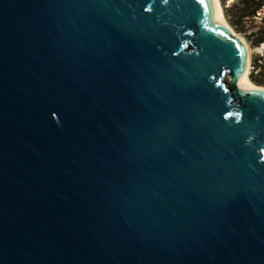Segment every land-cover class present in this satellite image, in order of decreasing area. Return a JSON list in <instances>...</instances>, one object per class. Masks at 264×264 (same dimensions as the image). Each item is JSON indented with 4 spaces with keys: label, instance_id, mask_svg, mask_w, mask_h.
Returning a JSON list of instances; mask_svg holds the SVG:
<instances>
[{
    "label": "water",
    "instance_id": "water-1",
    "mask_svg": "<svg viewBox=\"0 0 264 264\" xmlns=\"http://www.w3.org/2000/svg\"><path fill=\"white\" fill-rule=\"evenodd\" d=\"M248 69L214 0H0V264H264Z\"/></svg>",
    "mask_w": 264,
    "mask_h": 264
},
{
    "label": "trees",
    "instance_id": "trees-1",
    "mask_svg": "<svg viewBox=\"0 0 264 264\" xmlns=\"http://www.w3.org/2000/svg\"><path fill=\"white\" fill-rule=\"evenodd\" d=\"M221 2L228 23L238 33H245L248 23L255 21L258 13L264 10V0H221ZM247 39L253 48L264 44V16L255 32L247 36ZM252 66L250 80L256 85L264 86V59H253Z\"/></svg>",
    "mask_w": 264,
    "mask_h": 264
},
{
    "label": "rangeland",
    "instance_id": "rangeland-1",
    "mask_svg": "<svg viewBox=\"0 0 264 264\" xmlns=\"http://www.w3.org/2000/svg\"><path fill=\"white\" fill-rule=\"evenodd\" d=\"M220 2H221V0H220ZM230 3H231V1L228 2V4H230ZM221 5H222V2H221ZM222 10L224 12L223 5H222ZM224 16H225V13H224ZM263 16H264V10L262 12L258 13V17L255 18V21H250L248 23V27H247L245 33H238V32H236L235 29L230 25L233 28V30L244 39V41L248 44V47L250 49V72H249V75L251 73V70L253 69V66H252L253 59H259V58L264 59V45H261L260 47H257V48H253L251 46V44L249 43V41L247 39V36H249L253 32H255V30L257 29V27L260 25V22H261V19H262Z\"/></svg>",
    "mask_w": 264,
    "mask_h": 264
},
{
    "label": "bare ground",
    "instance_id": "bare-ground-1",
    "mask_svg": "<svg viewBox=\"0 0 264 264\" xmlns=\"http://www.w3.org/2000/svg\"><path fill=\"white\" fill-rule=\"evenodd\" d=\"M214 1H215V4H216V7H217V10H218V12H219L220 21H221L222 23H224V24H227V25L231 28L232 32H233L235 35H238V36L244 41V39H243L239 34H237V33L233 30V28L228 24V21L226 20V18H225V16H224V12H223V10H222V5H221L220 0H214ZM244 42H245V41H244ZM263 45H264V44H263ZM247 46H248V44H247ZM248 53L250 54V49H249V47H248ZM239 86L246 87V88H250V89H264V87H262V86H258V85H256V84L252 83V81H251L250 78H249V69H248V71L244 74V76L240 79V81H239Z\"/></svg>",
    "mask_w": 264,
    "mask_h": 264
},
{
    "label": "snow or ice",
    "instance_id": "snow-or-ice-1",
    "mask_svg": "<svg viewBox=\"0 0 264 264\" xmlns=\"http://www.w3.org/2000/svg\"><path fill=\"white\" fill-rule=\"evenodd\" d=\"M201 3H203V0H200Z\"/></svg>",
    "mask_w": 264,
    "mask_h": 264
}]
</instances>
